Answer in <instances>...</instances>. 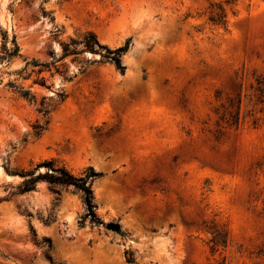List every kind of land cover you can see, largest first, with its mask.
<instances>
[{
    "label": "rangeland",
    "instance_id": "rangeland-1",
    "mask_svg": "<svg viewBox=\"0 0 264 264\" xmlns=\"http://www.w3.org/2000/svg\"><path fill=\"white\" fill-rule=\"evenodd\" d=\"M0 264H264V0H0Z\"/></svg>",
    "mask_w": 264,
    "mask_h": 264
},
{
    "label": "trees",
    "instance_id": "trees-1",
    "mask_svg": "<svg viewBox=\"0 0 264 264\" xmlns=\"http://www.w3.org/2000/svg\"><path fill=\"white\" fill-rule=\"evenodd\" d=\"M220 13H217L216 15H213L211 18L212 22L214 23H221L224 21L223 18H225L224 9L220 8ZM6 39V37H5ZM79 42L74 41L73 44L77 45ZM81 44L85 47L86 50L97 53L100 49L105 48L100 43L97 37L90 33L87 36L84 37V39L81 41ZM129 49V42L125 44V46L120 47L119 49L110 52L106 55H101L103 59H106L107 61L113 63L116 67V69L124 74L125 67L122 64L121 57L124 53H126ZM65 52L67 51V48H64ZM18 47L14 44L13 47L8 48L5 46L4 48V56L6 58H12L18 55ZM73 54H77V52H74ZM68 53H65L61 60L64 59ZM4 59V58H2ZM35 66L42 67L40 70V73L44 72L45 69L43 68H49L50 66L48 64H37ZM59 70V69H57ZM60 74L63 76V79L65 81L70 80L62 71ZM46 85V82L44 83ZM16 88L15 85H12ZM21 95L26 99L36 100L35 95H31L30 91H20ZM42 166H45L47 168V171L45 173H40L38 176L33 177L29 176L24 179V181L18 186V191L21 194L30 193L36 190L37 184L39 182H47L49 184H57V185H65V186H72L75 190L80 192L83 195L84 203L87 207V216L92 218V221L99 223L100 220L97 217L95 213L96 206L93 202V190H92V181L100 177V174L95 172L94 169L88 168L85 171V175L81 178H77L74 175L70 173V171L66 168L65 165H61V163L57 160H48L44 161ZM50 169L53 170V172H50Z\"/></svg>",
    "mask_w": 264,
    "mask_h": 264
}]
</instances>
